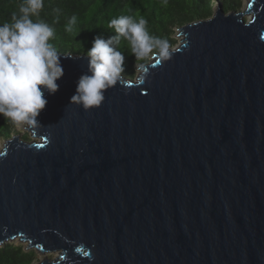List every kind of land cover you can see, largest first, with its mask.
Wrapping results in <instances>:
<instances>
[{"label": "water", "instance_id": "95a60500", "mask_svg": "<svg viewBox=\"0 0 264 264\" xmlns=\"http://www.w3.org/2000/svg\"><path fill=\"white\" fill-rule=\"evenodd\" d=\"M180 30L90 110L70 104L87 54L59 53L32 139L0 150V246L60 252L39 264H264V0Z\"/></svg>", "mask_w": 264, "mask_h": 264}, {"label": "clouds", "instance_id": "9594fccd", "mask_svg": "<svg viewBox=\"0 0 264 264\" xmlns=\"http://www.w3.org/2000/svg\"><path fill=\"white\" fill-rule=\"evenodd\" d=\"M44 0H21L11 20L0 24V116L14 124L33 126L45 108V92L55 94L57 81L64 71L60 54L50 40L54 28L39 17ZM77 23L75 15L68 19L65 31L71 33ZM147 20L120 15L108 22L115 33L107 39L101 35L92 41L87 51V72L78 81L70 104L84 110L99 107L104 93L114 86L124 72V55L115 45L127 41L131 54L140 60L154 48L166 54V42L151 36Z\"/></svg>", "mask_w": 264, "mask_h": 264}, {"label": "trees", "instance_id": "16d2710c", "mask_svg": "<svg viewBox=\"0 0 264 264\" xmlns=\"http://www.w3.org/2000/svg\"><path fill=\"white\" fill-rule=\"evenodd\" d=\"M21 0H0V24L10 21L11 15L18 11ZM236 5L225 4L224 10H235ZM75 15L77 23L71 33L65 31L68 19ZM120 15H130L147 20V31L166 42V48L173 45V29L212 15L211 0H44L39 17L54 28V38L50 43L58 53H86L92 47V41L101 35L107 39L114 36L108 22ZM124 55L126 78H133L135 66L147 63L151 55L161 52L154 48L143 59L137 60L131 54L127 41L121 39L115 45ZM14 123L0 116V140L9 138ZM27 138V137H24ZM33 249L24 245L7 242L0 246V264H33L36 260Z\"/></svg>", "mask_w": 264, "mask_h": 264}, {"label": "rangeland", "instance_id": "374dc122", "mask_svg": "<svg viewBox=\"0 0 264 264\" xmlns=\"http://www.w3.org/2000/svg\"><path fill=\"white\" fill-rule=\"evenodd\" d=\"M250 1L251 0H211L212 15L218 11V8L223 9V6L225 4L236 5L237 8L233 11H245L247 9ZM252 17H253L252 13H248V14L244 15V18L247 20L251 19ZM180 31L181 30L179 27H176L173 29L172 39L174 40V42H173L172 46H174V47H177L182 43L183 35H181ZM154 59H155L154 55H151L149 57L148 62H150ZM140 74H141V70L139 68V65L135 66L133 79L137 80L138 77L140 76ZM12 135H19L22 138L27 137L29 140L32 139V134L27 129V125H23V124H20V125L14 124L13 132H12L11 136ZM6 139L0 140V150L4 147V143H5ZM8 242L14 243L17 245H24L26 247V249L29 250L27 248V243L23 242L19 238L13 239V240L8 241ZM33 250L35 251L36 257H37L33 264H39L44 259L45 256L57 257L60 254V252H58V251L57 252H48V253L43 254L41 251H39L37 249L33 248Z\"/></svg>", "mask_w": 264, "mask_h": 264}]
</instances>
